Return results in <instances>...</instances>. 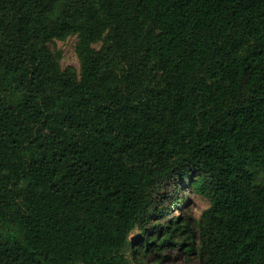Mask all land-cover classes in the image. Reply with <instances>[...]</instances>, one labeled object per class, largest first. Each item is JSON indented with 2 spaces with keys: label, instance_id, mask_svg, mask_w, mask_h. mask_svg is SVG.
Instances as JSON below:
<instances>
[{
  "label": "trees",
  "instance_id": "obj_1",
  "mask_svg": "<svg viewBox=\"0 0 264 264\" xmlns=\"http://www.w3.org/2000/svg\"><path fill=\"white\" fill-rule=\"evenodd\" d=\"M169 245L264 264V0H0V264Z\"/></svg>",
  "mask_w": 264,
  "mask_h": 264
},
{
  "label": "rangeland",
  "instance_id": "obj_2",
  "mask_svg": "<svg viewBox=\"0 0 264 264\" xmlns=\"http://www.w3.org/2000/svg\"><path fill=\"white\" fill-rule=\"evenodd\" d=\"M77 39L72 37L64 42H58L57 46L63 50L64 58L62 64L64 67L73 66L79 68V60L76 54ZM182 204L174 207L168 218L179 217L180 221L188 220L190 225L195 228L196 222L200 219L202 213L209 207V201L189 190H186L183 194ZM166 219H164L165 221ZM140 234V231H135L132 235V239H135ZM188 245H184L182 248L175 245H169L164 251L166 259L162 264H198V259L194 255H189L186 252ZM155 251L153 254L149 253L150 260L152 263L156 259ZM161 259V257H158ZM153 264V263H152Z\"/></svg>",
  "mask_w": 264,
  "mask_h": 264
}]
</instances>
